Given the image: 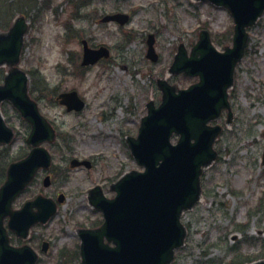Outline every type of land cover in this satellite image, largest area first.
<instances>
[{
    "label": "rangeland",
    "instance_id": "obj_1",
    "mask_svg": "<svg viewBox=\"0 0 264 264\" xmlns=\"http://www.w3.org/2000/svg\"><path fill=\"white\" fill-rule=\"evenodd\" d=\"M14 2L23 5L19 0ZM81 6L86 7L77 13L62 0H37L34 10L22 6L6 26L8 15L0 13L3 30L13 17L28 21L17 68L28 74L30 94L39 101L40 112L58 134L53 145H45L53 155L48 171L51 185L42 186L45 174L40 172L12 204L17 210L41 191H60L66 198L47 225L30 230L29 245L42 258L40 264H80L76 256L78 232L101 224L99 213L88 205L89 191L99 186L107 198H112L111 185L120 175L142 170L126 140L137 136L146 105L161 102L157 81L166 80L178 90L197 81L168 73L177 46L183 43L189 51L205 29L222 42L214 43L217 50L231 46L230 14L208 3L93 0ZM117 11L130 14L128 25L100 24L103 15ZM151 33L155 34L159 55L155 64L145 58L146 38ZM248 35L245 55L236 66L229 90L230 108L216 122L222 128L214 142L217 158L201 175L200 201L182 215L184 246L175 252L171 264H228L256 256L260 243L254 246L250 240H264V14ZM81 38L93 46H107L110 59L86 72L78 71L75 59L81 54ZM71 89H76L86 103L79 114H67L53 102L56 93ZM2 114L15 136L9 147L0 146V181L5 177L2 171L19 154L29 151L28 124L10 104L4 105ZM72 158L92 161V169H70ZM43 240L50 243L46 254L39 251ZM232 246L237 247L231 250Z\"/></svg>",
    "mask_w": 264,
    "mask_h": 264
},
{
    "label": "water",
    "instance_id": "obj_2",
    "mask_svg": "<svg viewBox=\"0 0 264 264\" xmlns=\"http://www.w3.org/2000/svg\"><path fill=\"white\" fill-rule=\"evenodd\" d=\"M200 1L228 9L235 24L232 48L223 53L216 51L206 31L201 32L190 57L180 46L170 71L198 76L199 82L177 91L166 82L158 81L161 104L147 105V115L141 120L137 138L128 139L131 155L144 171L122 176L111 186L115 193L112 199L105 198L98 188L91 192L89 203L102 213L104 221L96 230L79 231L81 264H170L174 251L183 244L186 232L180 222L181 214L199 200L200 175L216 159L212 145L220 127L208 123L229 109L227 91L233 82L234 67L244 53L245 29L264 12V0ZM109 21L124 25L128 16L114 14L102 19V22ZM24 33L23 19L17 20L8 33H0V66L18 63ZM148 43L146 57L155 62L157 55L152 41ZM82 44L83 66L109 57L105 47L90 49L86 41ZM26 84V75L12 69L0 85V103L9 101L30 123L28 143L36 147L26 159L9 167L7 181L0 188V264H34L36 260L29 247L8 245L4 217L10 215L9 228L18 236L26 237L32 224L45 223L55 212L54 203L38 198L20 211L10 213L11 202L36 170L49 166L47 152L37 146L51 142L54 137L36 104L29 99ZM58 101L68 112L80 111L84 106L75 91L60 94ZM174 135L178 137L176 144L171 143ZM11 139L12 131L0 115V143H9ZM81 164L89 167L87 162ZM81 164L76 160L71 163L72 166ZM58 201L62 202L61 198ZM32 207L39 208L40 212L32 213ZM251 264H264V260Z\"/></svg>",
    "mask_w": 264,
    "mask_h": 264
},
{
    "label": "trees",
    "instance_id": "obj_3",
    "mask_svg": "<svg viewBox=\"0 0 264 264\" xmlns=\"http://www.w3.org/2000/svg\"><path fill=\"white\" fill-rule=\"evenodd\" d=\"M12 4L13 3H11L10 0H0V13L2 11H4L9 16V15H12L13 13H15V12H20L21 11L20 7L13 8ZM75 6L77 8L79 7V5H77V4H75ZM6 24H5V26H6ZM5 26L0 24V28L1 27H5ZM215 41L218 44L222 43V42H218V40H216V39H215ZM0 80H1V74H0ZM262 215H264V211H262ZM243 240L245 241L247 239H243ZM250 241L254 244V246H258V243H260V249H259L258 254L256 256H244L243 258H240L238 260L234 259V260H231L228 264H245V263H251V262L256 261L258 259H263L264 258V240L260 239V238H257V239H251ZM236 247L237 246H232L231 250H235Z\"/></svg>",
    "mask_w": 264,
    "mask_h": 264
},
{
    "label": "flooded vegetation",
    "instance_id": "obj_4",
    "mask_svg": "<svg viewBox=\"0 0 264 264\" xmlns=\"http://www.w3.org/2000/svg\"><path fill=\"white\" fill-rule=\"evenodd\" d=\"M86 69H88V68H86ZM37 174H40V172H38ZM43 175V174H42ZM46 175V174H45ZM51 177V176H50ZM53 194H55V195H53ZM53 194H44L43 193V191H41V192H39L38 194H36V196H32L31 197V199L32 200H34L35 198H37L38 196H42V197H45V198H51V199H53V200H56L57 198H58V196L60 195V194H63V193H61L60 191H57V192H54ZM51 195H53V196H51ZM64 195V194H63ZM64 199V198H63ZM32 236H29V238H28V244H29V242L31 241V238ZM10 239H11V241L12 242H16L17 244H19L20 243V241L19 240H17L14 236H12L11 234H10ZM49 246H50V243L49 242H46V241H42L41 242V246H40V248H39V251H40V254H46L49 250ZM41 261H42V258H40L39 257V255H38V253H37V262H36V264H40L41 263Z\"/></svg>",
    "mask_w": 264,
    "mask_h": 264
}]
</instances>
